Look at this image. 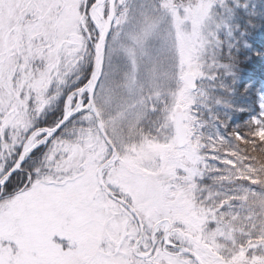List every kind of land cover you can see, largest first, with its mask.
Returning a JSON list of instances; mask_svg holds the SVG:
<instances>
[{"label":"snow or ice","instance_id":"snow-or-ice-1","mask_svg":"<svg viewBox=\"0 0 264 264\" xmlns=\"http://www.w3.org/2000/svg\"><path fill=\"white\" fill-rule=\"evenodd\" d=\"M0 264H264V0H0Z\"/></svg>","mask_w":264,"mask_h":264}]
</instances>
